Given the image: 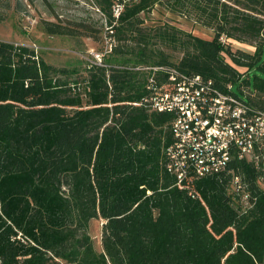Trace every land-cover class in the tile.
<instances>
[{
  "label": "trees",
  "instance_id": "1",
  "mask_svg": "<svg viewBox=\"0 0 264 264\" xmlns=\"http://www.w3.org/2000/svg\"><path fill=\"white\" fill-rule=\"evenodd\" d=\"M159 1L95 0L116 43L87 67L81 88L75 70L0 41V264H264V173L233 157L220 176L178 185L164 154L173 115L143 102L150 76L161 93L172 89L166 72L151 69L163 67L236 87L264 111V0L215 1L211 39L142 27L140 14ZM44 31L74 34L54 23ZM222 35L254 50L231 51ZM231 174L255 198L247 212L233 200ZM94 219L103 221L99 251L88 234Z\"/></svg>",
  "mask_w": 264,
  "mask_h": 264
},
{
  "label": "built area",
  "instance_id": "2",
  "mask_svg": "<svg viewBox=\"0 0 264 264\" xmlns=\"http://www.w3.org/2000/svg\"><path fill=\"white\" fill-rule=\"evenodd\" d=\"M122 8L123 3L118 1L112 8L114 17ZM219 40L224 42L223 37ZM151 69L166 72L172 86L161 93L162 88L150 76L151 93L143 102L150 110L173 115V140L164 154L166 169L176 177L178 185L187 177L220 176L233 157L247 160L264 173V111L248 105L232 92L230 85L224 92L199 75L163 67ZM258 181H264V175ZM230 189L240 213L253 207L255 198L240 175L231 174ZM16 237L20 239V234Z\"/></svg>",
  "mask_w": 264,
  "mask_h": 264
},
{
  "label": "rangeland",
  "instance_id": "3",
  "mask_svg": "<svg viewBox=\"0 0 264 264\" xmlns=\"http://www.w3.org/2000/svg\"><path fill=\"white\" fill-rule=\"evenodd\" d=\"M215 1L231 8L249 4V0H180L179 4L175 0H160L149 12L140 14L142 27L166 23L201 38L211 39L216 23L210 20L209 13L218 6ZM234 3H239V6ZM0 13L4 17L0 22V41L28 46L49 65L75 70L70 79L80 81V88L87 67L93 62L101 63L102 57L99 60L98 55H107L116 43L95 0H0ZM231 13L229 17H232ZM259 17L264 19V15ZM46 23L60 25L74 34H48L44 31ZM221 37L231 51L240 49L252 53L254 50L252 45L227 39L224 35ZM165 52L172 62L178 60L177 52ZM124 56L132 57L128 53ZM237 69L245 71L244 68ZM232 91L242 97L236 87ZM261 185L264 186V181ZM102 223V220L94 219L88 226V234L97 251L100 250Z\"/></svg>",
  "mask_w": 264,
  "mask_h": 264
}]
</instances>
